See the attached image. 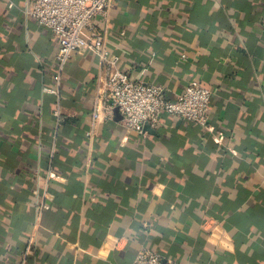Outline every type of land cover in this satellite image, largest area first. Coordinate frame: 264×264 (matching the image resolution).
I'll return each mask as SVG.
<instances>
[{
  "label": "crops",
  "instance_id": "obj_1",
  "mask_svg": "<svg viewBox=\"0 0 264 264\" xmlns=\"http://www.w3.org/2000/svg\"><path fill=\"white\" fill-rule=\"evenodd\" d=\"M28 2L0 0V264L29 239L24 264H131L142 248L173 264H264V0H114L99 28L119 68L170 100L198 80L212 130L164 114L144 134L100 123L90 141L99 64L84 49L61 73L54 144L58 45ZM207 216L230 250L207 238Z\"/></svg>",
  "mask_w": 264,
  "mask_h": 264
},
{
  "label": "built area",
  "instance_id": "obj_2",
  "mask_svg": "<svg viewBox=\"0 0 264 264\" xmlns=\"http://www.w3.org/2000/svg\"><path fill=\"white\" fill-rule=\"evenodd\" d=\"M113 1L29 0L24 8L26 16L53 33L58 45L56 71L52 76L53 85L46 89L55 97L52 143H55L59 126L64 120L60 105L61 73L70 56L84 49L92 51L99 64L91 101L90 128L85 132L90 141L98 124L114 119L115 108L121 116L123 127L139 134H144L145 125L155 128L164 114L212 130L209 123L211 90L201 85L198 80H191L174 100H170L165 96L163 86L133 80L119 68L120 57L110 52L99 28V25L108 19ZM55 177L59 178L49 167L47 179ZM48 208L49 204L41 201L39 213ZM201 226L213 244L230 250L232 240L218 219L207 216ZM118 240L106 243L113 247L118 244ZM31 243L29 239L17 264H24L26 255L31 250ZM131 264H173V260L165 259L157 251L142 248L135 254Z\"/></svg>",
  "mask_w": 264,
  "mask_h": 264
},
{
  "label": "water",
  "instance_id": "obj_3",
  "mask_svg": "<svg viewBox=\"0 0 264 264\" xmlns=\"http://www.w3.org/2000/svg\"><path fill=\"white\" fill-rule=\"evenodd\" d=\"M114 114H115V116H114V119H115V120H120V119H121V116L119 115V113H118V111H117V108L114 109ZM144 130H145V131H148V132L153 131V130L150 128L149 125H145V126H144Z\"/></svg>",
  "mask_w": 264,
  "mask_h": 264
},
{
  "label": "trees",
  "instance_id": "obj_4",
  "mask_svg": "<svg viewBox=\"0 0 264 264\" xmlns=\"http://www.w3.org/2000/svg\"><path fill=\"white\" fill-rule=\"evenodd\" d=\"M53 162V160H51V163Z\"/></svg>",
  "mask_w": 264,
  "mask_h": 264
}]
</instances>
